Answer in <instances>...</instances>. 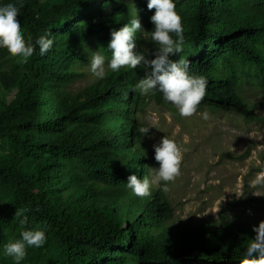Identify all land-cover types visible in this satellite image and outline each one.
I'll list each match as a JSON object with an SVG mask.
<instances>
[{
	"label": "trees",
	"instance_id": "obj_1",
	"mask_svg": "<svg viewBox=\"0 0 264 264\" xmlns=\"http://www.w3.org/2000/svg\"><path fill=\"white\" fill-rule=\"evenodd\" d=\"M5 2L20 8L34 52L15 71L16 91L0 119V263L14 264L3 245L21 230L43 228L45 244L26 247L20 264H240L251 239L246 224L171 230L163 226L165 201L138 198L125 187L130 174L139 179L154 160L137 147L131 120L142 68L109 71L74 96L63 89L92 51L107 63L110 32L132 18L133 6L142 28L152 30L154 9L146 0ZM175 11L184 39L171 59L189 61V74L206 79L199 104L248 115L241 87H264V0H175ZM48 32L53 47L41 56L35 40ZM148 45L147 33L138 32L135 50L145 53ZM151 95L164 101L159 92ZM99 182L130 191L127 200L99 204Z\"/></svg>",
	"mask_w": 264,
	"mask_h": 264
},
{
	"label": "rangeland",
	"instance_id": "obj_2",
	"mask_svg": "<svg viewBox=\"0 0 264 264\" xmlns=\"http://www.w3.org/2000/svg\"><path fill=\"white\" fill-rule=\"evenodd\" d=\"M147 41L145 53L154 44L148 36ZM22 67L18 57L0 49V119L16 91L19 75L15 71L20 72ZM87 67L75 69L79 74L64 85L65 92L74 96L101 80H95ZM144 74L142 69L134 85ZM240 91L248 115L199 104L191 117H180L170 103L157 102L151 94H141L133 107L131 120L136 128L150 126L148 135L135 136L142 152L153 157L152 146L164 135L182 151L180 175L169 183L168 191H161L158 185L151 189L150 196L165 201L169 207L165 228L190 231L243 223L254 239L253 227L264 220V87L243 85ZM204 112L208 114L207 120L201 118L200 113ZM157 166L155 160L149 162L144 175L148 168ZM95 186L101 193L96 200L100 199L99 204L119 205L118 201H126L130 192L100 182ZM85 199L93 201L94 197L87 194Z\"/></svg>",
	"mask_w": 264,
	"mask_h": 264
},
{
	"label": "clouds",
	"instance_id": "obj_3",
	"mask_svg": "<svg viewBox=\"0 0 264 264\" xmlns=\"http://www.w3.org/2000/svg\"><path fill=\"white\" fill-rule=\"evenodd\" d=\"M146 7L154 9L149 17L152 30L145 31L142 28L133 6L132 18L110 32L106 46L111 53L110 59L105 63L104 55L92 51L87 71L95 80H99L105 77L106 71L116 72L122 67H140L145 74L133 86V91L138 90L140 94L159 92L180 117H191L205 96L207 81L203 76L189 74V61L171 59L183 50L184 39L181 18L175 11V0H146ZM19 12L20 8L12 2L0 3V49H6L12 56L18 57L22 64L33 55L34 45L31 39L26 40L23 37ZM138 32H146L157 47L147 53L136 51ZM53 43L49 32L39 36L35 40L39 55L43 56L48 52ZM200 115L202 119H208L206 112ZM149 128L150 126H139L136 131L141 137L149 134ZM152 147L153 158L158 166L148 168V174L139 179L135 174H130L124 183L138 198L149 197L154 185H158L161 191H168L169 183L180 175L183 157L177 143L164 135ZM15 215L20 218L21 225L28 222L22 211H16ZM253 231L254 239L248 240L243 250L244 259L240 264H264V220L259 221ZM46 239L45 229L25 228L20 231L18 239L3 245V255L10 257L14 264H20L25 258L26 247L40 248Z\"/></svg>",
	"mask_w": 264,
	"mask_h": 264
}]
</instances>
